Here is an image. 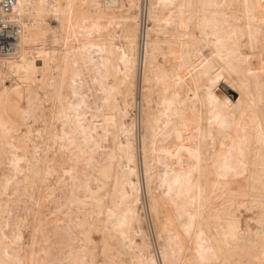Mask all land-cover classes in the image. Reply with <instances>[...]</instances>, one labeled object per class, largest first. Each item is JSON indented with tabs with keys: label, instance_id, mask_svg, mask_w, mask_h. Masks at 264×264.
<instances>
[{
	"label": "bare ground",
	"instance_id": "6f19581e",
	"mask_svg": "<svg viewBox=\"0 0 264 264\" xmlns=\"http://www.w3.org/2000/svg\"><path fill=\"white\" fill-rule=\"evenodd\" d=\"M12 11L0 264H264V0Z\"/></svg>",
	"mask_w": 264,
	"mask_h": 264
},
{
	"label": "built area",
	"instance_id": "2783aa9c",
	"mask_svg": "<svg viewBox=\"0 0 264 264\" xmlns=\"http://www.w3.org/2000/svg\"><path fill=\"white\" fill-rule=\"evenodd\" d=\"M15 0H0V54L13 49L21 31L20 16L12 11Z\"/></svg>",
	"mask_w": 264,
	"mask_h": 264
},
{
	"label": "rangeland",
	"instance_id": "374dc122",
	"mask_svg": "<svg viewBox=\"0 0 264 264\" xmlns=\"http://www.w3.org/2000/svg\"><path fill=\"white\" fill-rule=\"evenodd\" d=\"M55 22V21H54ZM53 22V23H54ZM20 104L21 105H24L25 104V101L24 100H22L21 102H20ZM146 209V208H145ZM143 214H145V217H146V219L144 220V227H146L147 228V231H148V233L150 234V236H151V238H152V240H153V231H152V227H151V225H150V221H148V219H149V217H148V215H147V213H145V211L143 210ZM149 225V226H148ZM150 229V230H149ZM153 243H154V240H153Z\"/></svg>",
	"mask_w": 264,
	"mask_h": 264
}]
</instances>
